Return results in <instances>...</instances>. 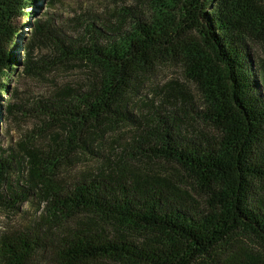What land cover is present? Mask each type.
<instances>
[{"label":"trees","instance_id":"16d2710c","mask_svg":"<svg viewBox=\"0 0 264 264\" xmlns=\"http://www.w3.org/2000/svg\"><path fill=\"white\" fill-rule=\"evenodd\" d=\"M38 2L0 0V93ZM113 2L60 33L34 22L24 72H86L38 98L36 138L0 148V207L35 199L47 231H2L0 264H264V0ZM167 66L177 77L150 83Z\"/></svg>","mask_w":264,"mask_h":264},{"label":"rangeland","instance_id":"374dc122","mask_svg":"<svg viewBox=\"0 0 264 264\" xmlns=\"http://www.w3.org/2000/svg\"><path fill=\"white\" fill-rule=\"evenodd\" d=\"M113 1L116 0H40L38 5L29 10L30 16L16 18L19 35L11 44L10 51L14 52L19 62L15 64L16 72L11 71L10 76L4 81L7 92L0 93V148L9 150L10 153L14 150L18 152L23 142H28L31 137L36 138L40 134L38 131L43 127H41L43 118L33 112L38 98L47 95L57 86L76 83L85 76V67L77 64L62 65L48 72H42L41 75H30L24 72L22 58L32 39L34 22L47 19L52 24L51 28L60 33L61 26L66 27L78 14L89 8L98 11L103 4H112ZM127 1L132 2L133 0ZM67 34L72 36L69 32ZM48 52V48L43 47V50H38L35 56L38 59L41 54L47 55ZM255 52L258 57L264 59L263 52L259 50ZM153 77L154 80L150 79V83H155L160 87L167 81L175 79L177 70L173 66H167L157 70ZM145 92H147L146 89L143 94ZM7 105L16 107V113L13 117L7 118L5 111ZM127 136L126 128L115 129L113 133L107 134L104 147L109 149L115 140L126 142L129 138ZM96 163L94 159H85L79 163L78 168H69L68 172L65 173L66 177L71 178L76 175L79 169L88 170L94 167ZM168 169H172V166H168ZM17 207L12 211L0 207V233L5 230L32 228L36 225L41 234L45 236L46 227H38L41 224L43 208H39L35 199L33 202H17ZM52 257L53 253H42L35 258L34 264H55Z\"/></svg>","mask_w":264,"mask_h":264}]
</instances>
